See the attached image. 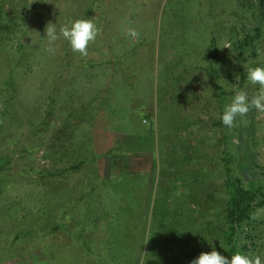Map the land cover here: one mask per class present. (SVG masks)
<instances>
[{
	"label": "rangeland",
	"instance_id": "1",
	"mask_svg": "<svg viewBox=\"0 0 264 264\" xmlns=\"http://www.w3.org/2000/svg\"><path fill=\"white\" fill-rule=\"evenodd\" d=\"M250 3L0 0V264H191L182 240L197 258L224 250L226 156L242 141L219 123L233 98L222 112L207 45L232 89L231 33L253 25ZM88 18L100 33L87 57L46 37L49 23L59 34ZM256 54L247 66H264V31ZM240 89L251 97L259 86ZM247 117L256 162L240 173L264 178V114ZM256 214L253 254L264 264Z\"/></svg>",
	"mask_w": 264,
	"mask_h": 264
},
{
	"label": "trees",
	"instance_id": "2",
	"mask_svg": "<svg viewBox=\"0 0 264 264\" xmlns=\"http://www.w3.org/2000/svg\"><path fill=\"white\" fill-rule=\"evenodd\" d=\"M252 4H249V8L252 9ZM256 12H251L253 18V25L247 28L241 37H238V33L235 31L232 32V39L230 41L231 48L236 54V60L234 62V74L232 75L233 88L226 90L225 82L220 78V73L224 72L227 76L230 74L229 67H226L224 63H221L218 56V49L214 40H211L208 47V62L205 67L207 75L211 78L213 96L218 98L221 104V111L225 107V97L235 95L236 90L241 88L244 82H247V65L249 61H254L257 58V42L264 31V0H256L254 5ZM253 6V7H254ZM247 7V8H248ZM244 28V26L242 27ZM248 63V64H247ZM255 67L259 66L256 63L253 65ZM240 78L237 80L236 77ZM11 77V75L9 76ZM7 83L10 82V78L6 80ZM252 86V84H250ZM256 111V110H254ZM238 122H235L234 126L231 127L233 133L231 136H235L242 141V147L239 148V144L230 141L233 145V152H227L226 158L228 159L231 154L233 157L232 166L229 163V160H226L225 168L228 172V176L224 181L226 199L223 205V220L224 225L220 230L219 235L221 236V241L223 242L224 250L219 252L227 256H232L237 252H245L247 254L251 253V256L254 255V251L258 249L256 233L251 232L250 230L255 227L257 222H262V219H257V212L262 213L264 217V178H252L249 179L246 176H243L241 171V166H244L246 163L251 167V164L256 162V148H257V137H255L256 130V120L249 117H237ZM222 123V119L219 121ZM246 129L244 136H242V128L240 125ZM256 145V146H255ZM238 150L242 151V156ZM112 150L107 151L111 153ZM114 152V151H113ZM239 155V156H238ZM3 165V161L0 158V166ZM237 170L236 175L231 176V171ZM178 226V225H177ZM177 236L179 229H177ZM180 234V233H179ZM190 238H194V235H190ZM25 237V236H24ZM175 238L176 235H175ZM164 240H167V236L164 234ZM172 239H168L170 241ZM183 249L189 248V253L192 257V260L197 258L198 246L192 245L189 247L186 240L180 242ZM250 243V246H249ZM170 246L169 244H167ZM264 245V244H263ZM250 251V252H249ZM261 252L262 250H258Z\"/></svg>",
	"mask_w": 264,
	"mask_h": 264
},
{
	"label": "clouds",
	"instance_id": "3",
	"mask_svg": "<svg viewBox=\"0 0 264 264\" xmlns=\"http://www.w3.org/2000/svg\"><path fill=\"white\" fill-rule=\"evenodd\" d=\"M45 31L46 37L51 42L63 37L70 43L72 51L79 53L82 57L88 56L90 44L95 42L100 33L95 18L79 19L71 24H65L60 28L59 34L56 32L55 24L49 23ZM128 34L133 37L138 36L134 29H129ZM246 71L247 81L252 85H258L259 90L251 97L244 89L236 90L221 118L223 125L228 128L234 126L237 117L244 118L252 110H256L258 114H264V66L248 67ZM239 78V76L236 77L237 80ZM191 264H262V260L259 255L253 257L245 252H237L228 259L213 249L210 253H201Z\"/></svg>",
	"mask_w": 264,
	"mask_h": 264
}]
</instances>
